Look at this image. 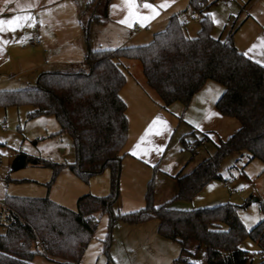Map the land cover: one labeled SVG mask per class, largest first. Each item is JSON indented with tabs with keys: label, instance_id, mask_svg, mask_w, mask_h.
I'll return each instance as SVG.
<instances>
[{
	"label": "trees",
	"instance_id": "obj_1",
	"mask_svg": "<svg viewBox=\"0 0 264 264\" xmlns=\"http://www.w3.org/2000/svg\"><path fill=\"white\" fill-rule=\"evenodd\" d=\"M190 5L200 14L194 37L184 34L183 23L173 15L165 29L146 44L103 49L88 46L78 69L44 71L32 86L0 90V107L30 106L28 118L45 115L56 119L60 128L52 135H70L76 159L66 165L78 178L87 183L105 169L111 174L110 193L83 194L77 198L75 210L47 196L6 195L3 203L8 220L0 234V264H33L37 253L58 264H79L103 213L109 215L103 240L107 255L117 222L138 224L154 218L157 233L179 245L172 264H197L190 258L202 249L205 264H246L247 253L239 247L245 238L257 243L261 252L257 264H264L263 201L259 205L262 218L247 228L238 216L239 206L232 203L192 209L173 208L170 202L155 206L150 179L144 207L126 213L113 211L119 196L116 179L121 151L128 134L126 104L119 95L126 81L119 66L122 58L140 62L146 85L163 106L179 101L186 107L207 80L217 82L223 91L215 102L216 110L239 122L238 129L220 140L210 156L191 171L176 174L175 200L189 201L210 181L221 179L220 162L234 152H245L248 159H258L264 165V66L212 35L213 21L205 0H190ZM88 34L85 28L87 40ZM190 151L194 154V147ZM34 163L50 166L53 179L64 165L39 159Z\"/></svg>",
	"mask_w": 264,
	"mask_h": 264
},
{
	"label": "crops",
	"instance_id": "obj_2",
	"mask_svg": "<svg viewBox=\"0 0 264 264\" xmlns=\"http://www.w3.org/2000/svg\"><path fill=\"white\" fill-rule=\"evenodd\" d=\"M205 1L208 3L207 11L213 14L210 15L212 35L225 43H232L264 66V1L253 0L252 7L247 8L249 0H232L237 5L236 9L226 12L219 33L214 31L217 23L212 5L216 0ZM258 2L260 8H253ZM145 4L154 7L145 8ZM161 4L166 6L158 7ZM95 9H100V15L92 13ZM194 11L190 0H11L10 3L0 0V19L28 18L18 21L19 27L6 26L9 30L0 32V90L32 86L44 71H63L83 65L88 46L103 49L146 44L155 33L165 29L173 15L180 21L186 19L184 34L194 37L199 29V21L192 16ZM145 17L150 19H143ZM189 22H197L196 27L189 28ZM85 28H89L88 40ZM36 37L39 42H32ZM135 61L119 60L126 77L119 95L126 104L128 134L121 151L118 200L126 208H131L125 210L127 212L145 206L150 179L154 182L155 206L174 201L176 174L191 171L214 152L220 140H225L239 127L235 118L224 116L215 108V102L223 91L217 82L207 80L186 107L179 101L163 106L156 93L146 85L140 62L138 65ZM189 145L194 147V154ZM207 145L212 151L196 160V147ZM108 171V182H105L103 191L85 194L108 195L111 191V174ZM51 200L59 202L53 197ZM75 208L76 203L69 209ZM150 221L138 224L122 222V225L125 231L128 230V236L131 238L135 234L136 239L143 236L144 231H154L155 225L149 224ZM153 231L149 234L152 235Z\"/></svg>",
	"mask_w": 264,
	"mask_h": 264
},
{
	"label": "rangeland",
	"instance_id": "obj_3",
	"mask_svg": "<svg viewBox=\"0 0 264 264\" xmlns=\"http://www.w3.org/2000/svg\"><path fill=\"white\" fill-rule=\"evenodd\" d=\"M264 1V0H262ZM253 0L247 2V8L252 7ZM260 2L253 8H260ZM232 0H216L212 9L216 13V29L218 33L223 27L225 14L230 9H236ZM100 9L92 13L99 14ZM197 22H189V28L196 27ZM228 29V28H227ZM216 32V33H217ZM89 33V28H88ZM136 64L140 65L138 61ZM74 67L68 70H76ZM83 67V66H82ZM59 71V70H58ZM30 106L0 107V122L6 124V129L0 128V234L5 231L8 211L4 207L6 195L22 197H51L60 204L74 208L78 196L85 193H101L108 182V169L93 175L86 183L78 178L66 164L76 159L72 139L68 133L52 135L59 130V124L53 116L39 115L28 118ZM184 150L188 151L183 147ZM210 146L196 147L194 158L202 159L211 152ZM23 154L25 164L17 169L12 167L16 156ZM243 154V155H242ZM208 155V154H207ZM206 155V156H207ZM35 159L48 160L64 164L53 179V169L34 163ZM221 179L210 181L191 200H174L170 206L178 209L212 207L223 203L239 206L237 213L247 228L256 225L262 218L260 203L264 202V165L258 159H248L245 152H234L220 162ZM53 179V180H52ZM110 180V179H109ZM120 178L118 173L117 190L119 192ZM96 195V194H95ZM247 202L246 206H242ZM129 207V206H128ZM131 209L119 200L113 206L116 213ZM109 215L98 216L96 230L89 241L79 264H172V259L179 255V245L161 237L157 233V219H150L155 229L147 230L140 238L128 236V230L123 229L124 223L117 222L111 231L108 255L103 250V240L108 232ZM148 224V223H147ZM153 231V234H149ZM239 247L247 253L246 264H257L261 260V252L255 241L245 238ZM40 249V248H39ZM197 264H205L204 250H200L190 258ZM33 264H58L42 253L32 258Z\"/></svg>",
	"mask_w": 264,
	"mask_h": 264
},
{
	"label": "snow or ice",
	"instance_id": "obj_4",
	"mask_svg": "<svg viewBox=\"0 0 264 264\" xmlns=\"http://www.w3.org/2000/svg\"><path fill=\"white\" fill-rule=\"evenodd\" d=\"M10 2H11V0H6V3H10ZM165 6H166L165 4H161L158 7L163 8ZM144 7L145 8H153L154 6L149 5V4H145ZM209 15H213V14H209ZM213 18H215V17L213 16ZM22 19H28V18H24V17H21V16H15V17H13L11 19H0V32H5V31L9 30L6 26L15 25V27H19L20 24L18 23V21H21ZM143 19L147 20V19H150V17H145ZM125 22L126 21H121V23H125ZM216 22L219 23V21H216ZM129 26H131V24H129ZM141 26H144V25L141 24ZM12 30H15V29L12 28ZM257 63H260V62L257 61Z\"/></svg>",
	"mask_w": 264,
	"mask_h": 264
},
{
	"label": "built area",
	"instance_id": "obj_5",
	"mask_svg": "<svg viewBox=\"0 0 264 264\" xmlns=\"http://www.w3.org/2000/svg\"><path fill=\"white\" fill-rule=\"evenodd\" d=\"M136 1H138V2H149L151 0H136ZM192 16H193V19L194 20H199V18H200V14L197 11H194L193 14H192ZM181 21H182V23H186V19H184V18ZM39 25H40V23H38V26ZM32 42L38 43L39 42V38L38 37L33 38L32 39ZM0 128L2 130H5L6 129V124L0 122ZM190 147H191V145L188 146V148H190Z\"/></svg>",
	"mask_w": 264,
	"mask_h": 264
},
{
	"label": "water",
	"instance_id": "obj_6",
	"mask_svg": "<svg viewBox=\"0 0 264 264\" xmlns=\"http://www.w3.org/2000/svg\"><path fill=\"white\" fill-rule=\"evenodd\" d=\"M25 156L23 154H20L18 156L15 157V159L12 162V167L14 169L20 168L25 164ZM117 183H118V176L116 179V188H117Z\"/></svg>",
	"mask_w": 264,
	"mask_h": 264
}]
</instances>
